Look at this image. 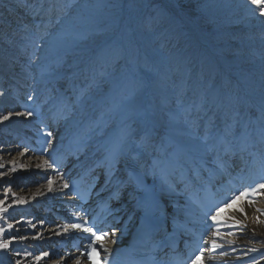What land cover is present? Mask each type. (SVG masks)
Listing matches in <instances>:
<instances>
[{
	"label": "bare ground",
	"instance_id": "1",
	"mask_svg": "<svg viewBox=\"0 0 264 264\" xmlns=\"http://www.w3.org/2000/svg\"><path fill=\"white\" fill-rule=\"evenodd\" d=\"M145 1L139 0L137 7L125 21L126 30L130 33L127 35L121 25L127 0H79L72 9L73 16L65 15L61 22L66 23V26L75 24L81 29L87 26L84 31L63 30L59 24L50 29L55 18L67 9L63 0H0V79L3 81L0 82V106L5 105L0 108V188L10 185V188L0 192V201L3 202L0 203V226L8 227V218L14 215L17 219L13 218L12 223L19 227L18 230L0 228V244H4L6 236L18 235L28 229L27 233L32 241L42 240L40 247L48 238L46 235L39 238V233L48 230L41 219L33 218L39 216L38 210H34V201L49 188L46 187L48 184L44 187L33 185L38 179L33 173L40 170L41 162L28 159L22 150L13 146L14 140L10 135L26 119L23 120V113L20 112V102L7 104L2 100V97L9 98L12 91L6 79H10L17 86L24 78L26 83L29 80L22 66L12 67L10 56L13 55L14 58L18 48L8 43L10 41L6 40L3 34L12 33L8 26L10 21L21 31H33L22 24L26 20L29 21V14L30 20L34 18L32 10L36 9L35 15L39 16L40 21L48 20L47 27H50L49 31L46 28L41 29L40 33H45L42 40L29 34L28 47L25 45L19 49L27 53L33 43L39 48L32 62L35 65L29 84L31 92L39 95L49 89H59L57 95L56 92L53 93L56 98L51 99V106L58 109L63 107L68 114L61 121L59 131H83L90 126L88 136L92 145L107 147L110 142L117 145L110 150L115 159L132 150L133 143L130 141H137L142 134L145 139L148 134L159 133L157 140L165 146H168L165 140L167 135L174 137L176 144L180 141L185 144L194 143L187 127L198 117L204 121L199 124L207 123L208 129L215 130L219 125L249 123L251 114H257L259 117L264 115V16L251 0H199L202 3V13L195 12L197 14L192 16V22L187 20V14L183 15L188 31L191 29L187 36H183L181 30L172 28L171 34L161 37L166 54L172 61L174 59L170 62L173 70L169 74L164 73V67L159 62H155L156 54L160 50L154 49V45L149 43L142 33L144 24L140 22L139 16L143 12ZM172 1L178 5V0ZM121 6L122 12L116 14ZM59 9H62V12L57 14ZM121 14L122 20L118 21ZM203 16L207 18L205 26L216 30L222 40L213 42L196 31L194 24L202 22ZM19 19L22 22H19ZM113 23L115 30L111 34L98 36L97 33L105 27L113 29V25H110ZM162 23H165L163 16L157 15L155 20L147 18L145 26L157 27ZM99 24L102 26H98ZM170 27L172 26L169 25L168 28ZM89 38L93 39L94 53L92 49H88L93 53L92 56L81 62L83 67L74 69L79 54L84 53L86 49V39ZM163 47L161 48L164 49ZM124 51L126 53H123ZM130 64L139 76L134 84L135 80L128 77ZM59 68L62 69L60 75L56 73ZM170 80L177 86L179 95L182 94V110L179 113H162L158 107L160 102H167L161 98L160 89ZM201 81L205 83L202 84ZM213 81L216 83L214 87L211 85ZM206 85L210 91L202 95ZM12 95L14 97V93ZM123 96H131L132 100L126 106L118 107ZM207 104H213L215 107L209 119L204 117ZM9 113L10 118L3 120L2 117ZM110 122L115 126L104 133ZM151 123H154L153 126ZM157 126L161 127L160 131H155ZM242 129L244 128L240 127V130ZM150 143L159 145L154 142V138H151ZM144 149L152 151L149 146ZM155 149H158L157 154L160 148ZM163 154L169 156V153ZM123 159L124 157L121 161ZM261 202L264 207V196ZM262 219L263 223L258 224L254 222L257 221L254 218L250 230L245 232L248 241H251V237L255 238L251 241L255 247H264V216ZM31 231H35L32 234L34 236ZM251 231L255 235H252ZM24 236L28 235L21 237ZM27 243L5 242L7 247L0 248V264H10L8 261L11 258H18L17 264H75L70 258H52V254L40 251L29 241Z\"/></svg>",
	"mask_w": 264,
	"mask_h": 264
},
{
	"label": "rangeland",
	"instance_id": "2",
	"mask_svg": "<svg viewBox=\"0 0 264 264\" xmlns=\"http://www.w3.org/2000/svg\"><path fill=\"white\" fill-rule=\"evenodd\" d=\"M112 1V0H109ZM63 2L66 4L67 9L64 12V15H60L57 20L51 25V29L56 28L55 26L57 24L61 25L63 30H80V31H84L86 30L88 27H84V28H79L78 26L74 25H68L66 26V23L62 24L61 19L63 16L67 15L68 17L73 16L74 12L72 11V9L79 3V0H63ZM139 0H127V5L125 8V16L123 18V20L121 19L122 14L119 17V20H122V27L123 29H125L124 31L127 33V35H130V33L126 30L127 29V25L125 24V21L127 20V18L132 14L133 9L135 7H137ZM201 5L202 3L199 2V0H178V5L174 4L172 0H146L144 3V9L142 10L143 12L140 14L139 19L140 22L144 24L143 28H142V33H144V35L147 38V41L149 43H152L154 45V49L156 50H160L158 54H156V64L159 62L161 66H163V71L165 74H169L172 73V66L170 65V62L172 61V58H170L169 55H166V52L164 50H166L165 47L162 46V41H161V37L162 36H166L168 34H171L172 31H170L172 28H174L175 30L179 31L181 30V32L183 33L182 35L186 36L188 35L187 32H190L191 29H189L188 31V26L186 25V18H183L184 14H187V20L189 22H192V16L196 15L197 13L195 12H201ZM117 11V10H116ZM122 12V6L118 7V11L116 12V14L121 13ZM160 15L163 16V19L165 20V23L161 24L160 26L157 27H147L145 26V23L147 21V18H149V20H155L156 16ZM119 16V15H118ZM155 16V17H154ZM65 18V17H64ZM203 21L202 22H198L197 24H194L196 31L199 32V34L204 38L208 39V40H213V42L215 40H222V38L220 37V34L216 31V30H212L211 28H208L207 26H205V21H207V18H205L203 16ZM113 21H115L113 19ZM186 21V22H185ZM120 23V22H119ZM113 25V29L109 30V28L105 27L103 28L98 34H111V32H113L115 29V23L110 24ZM171 25L172 27L168 28V26ZM98 26H102L101 24H99ZM97 27V26H96ZM171 32V33H170ZM96 34V35H97ZM165 34V35H164ZM179 36H181L180 34H178ZM22 36H19L18 38H21ZM220 38V39H219ZM131 40V39H130ZM130 40L128 42H130ZM93 39L89 38L86 39V46H92L94 43L92 42ZM160 42V43H158ZM156 43V46H155ZM161 47H163L164 49H162ZM123 53H126V51H124ZM129 54H130V50H129ZM159 54L160 57H159ZM165 54V55H164ZM134 55H136V51H134ZM132 59V58H131ZM174 61V59H173ZM131 65V64H130ZM167 71V72H165ZM129 74L131 76V80H135L133 82V84L138 80L137 78L139 77L138 74L136 73L135 70H133L132 65L130 66L129 69ZM136 78V79H135ZM171 80L168 82L170 83L169 85H164L161 89H160V96L162 99H164L163 97H165L164 101L168 99H172L175 98V96L173 94H175V89H173L172 84H171ZM202 83V81H201ZM214 85V84H213ZM162 92V94H161ZM2 99L4 100V102H6L5 97H2ZM132 100L131 96H123V98L121 99L120 103L118 104V107H124L126 106L130 101ZM158 107L160 108L161 112H165V111H173V108L169 107V101L167 100V102L163 103L160 102L158 104ZM179 110V109H178ZM117 121H115L114 123L116 124ZM113 122H110L107 126L108 127H113L115 126ZM2 186V185H1ZM16 187V186H15ZM6 188H10V185H5L4 188L3 186L0 188V192L4 191ZM18 188H21V186H18ZM14 215H10V218H8V223L9 226L5 227V226H0V228L2 230H4L5 228H8L9 230H15V229H19L18 225L15 226L13 225V217ZM17 219V216L14 218ZM7 226V225H6ZM29 231V229L21 234L18 235H10L9 237H5V242L6 243H13V242H20L22 244H28L27 242H32V238H29L30 234H28L27 232ZM28 235V236H24L21 237L22 235ZM33 234V231H31V235ZM15 236V237H14ZM34 236V235H32ZM4 242V244H5ZM7 255V254H6ZM18 258H11L8 262L10 264H17L18 262Z\"/></svg>",
	"mask_w": 264,
	"mask_h": 264
},
{
	"label": "snow or ice",
	"instance_id": "3",
	"mask_svg": "<svg viewBox=\"0 0 264 264\" xmlns=\"http://www.w3.org/2000/svg\"><path fill=\"white\" fill-rule=\"evenodd\" d=\"M251 3L256 5L258 10L260 11V14L262 16H264V0H251ZM25 115L30 116L32 114L31 113H25ZM10 116H11V113H9L8 115L2 117V119L3 120H8L10 118ZM48 135H51V133H49ZM49 143H50V141H49ZM44 163L49 168L54 167V165L49 163V161H47V160H45ZM0 167H2V165H0ZM52 185H53V181H52V179L49 178V180H48L49 190H51ZM63 187L67 188L68 184L65 183L63 185ZM258 189H264V183H261V184L257 185V187L252 188L250 190L251 194L252 195H256ZM248 195H249V191L248 190H245V191L241 192L239 196H235L233 199L230 200V202L225 203L224 207L217 208L215 215L211 216V219L213 221H219L222 218V214L225 212L226 208H236L238 211L243 213L244 212V208L243 207H238L237 206V201H240L241 199L246 198ZM21 202H23V201H21ZM0 203H3V202L0 201ZM247 203H248V205L251 206L254 203V201L249 199V200H247ZM235 222H236V224H240L241 223L239 220H236ZM70 227L71 228H75V229H80V228L83 227V225H81V224H73ZM67 228H68V226L65 227V231H67ZM83 230L85 232H87V233H90L91 234V239H92L91 244H89V246H88L90 248V251L87 252V259L91 261V264H107L106 260H103V261L101 260L99 249H103V251L105 253L108 251L107 247L105 246V242H104V238L108 235V233L101 231L99 234H97V232H95L93 230V228H91V227L83 228ZM114 231H115V229H113V232ZM229 234H231V233H229ZM214 235H219V233H214ZM97 244H99V249L96 247ZM212 244H213V250H215V248L220 247V245L217 244L215 242V240L212 241ZM4 247H7V244H0V248H4ZM253 250H255V249H253ZM45 255H48V254L45 253ZM80 255L83 256L84 253H81ZM221 255H226V253H221ZM75 264H81L79 258L76 259ZM191 264H205V261H204V250L203 249H200L199 254H196L194 256V258L191 260Z\"/></svg>",
	"mask_w": 264,
	"mask_h": 264
}]
</instances>
